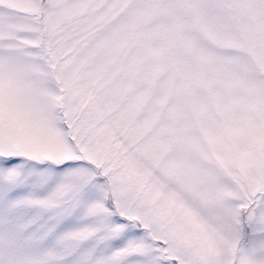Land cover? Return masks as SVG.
<instances>
[{"label":"snow or ice","instance_id":"obj_1","mask_svg":"<svg viewBox=\"0 0 264 264\" xmlns=\"http://www.w3.org/2000/svg\"><path fill=\"white\" fill-rule=\"evenodd\" d=\"M0 264H264V0H0Z\"/></svg>","mask_w":264,"mask_h":264}]
</instances>
